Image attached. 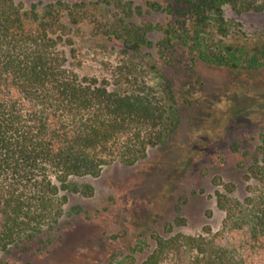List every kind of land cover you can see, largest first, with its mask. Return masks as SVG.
Returning <instances> with one entry per match:
<instances>
[{
    "label": "trees",
    "instance_id": "obj_1",
    "mask_svg": "<svg viewBox=\"0 0 264 264\" xmlns=\"http://www.w3.org/2000/svg\"><path fill=\"white\" fill-rule=\"evenodd\" d=\"M236 14L263 13L264 0H163L154 11L174 17L157 42L158 55L174 65L175 53L184 48L183 60L233 70L264 68V47L218 45L200 35L210 26L222 36L228 22L223 6ZM79 4L61 1L41 12H29L12 0H0V254L20 244L31 231L56 224L66 197L77 192L71 177H97L117 161L133 166L146 159L150 148L164 145L175 133L181 112L201 103L202 95L186 86L178 89L167 80L160 93L146 83L118 90L107 80L80 76L60 45L76 58L68 23L79 24ZM138 27L106 30L109 39L139 50L152 46L138 36ZM146 33V31H144ZM264 33V32H263ZM241 152L245 170L242 199L226 183L216 192L217 207L224 211L221 227L191 236L170 230L153 231L129 249L120 264H164L179 246L182 264H264V130L254 150L233 142ZM249 160V163H246Z\"/></svg>",
    "mask_w": 264,
    "mask_h": 264
},
{
    "label": "rangeland",
    "instance_id": "obj_2",
    "mask_svg": "<svg viewBox=\"0 0 264 264\" xmlns=\"http://www.w3.org/2000/svg\"><path fill=\"white\" fill-rule=\"evenodd\" d=\"M29 12L33 5L42 11L47 5L79 4V24L68 23L76 58L60 45L70 67L80 76L107 80L118 90L146 83L160 93L167 80L175 88L193 87L201 103L181 112L180 123L162 146L150 148L146 159L133 166L117 161L97 177H71L77 192H60L66 197L62 216L53 225L30 232L20 244L0 254V264H120L129 249L142 243L153 231L170 230L197 236L217 231L225 216L217 207L216 192L233 183V195L244 198L246 179L238 163L241 152L233 142L255 149L264 130V68L226 69L204 63L185 62L184 48L175 53L174 65L159 58L157 42L174 17L154 11L152 3L163 0H12ZM226 35L210 26L201 36L218 45H240L245 49L264 47V14H236L227 6ZM137 26L138 36L152 41L136 50L123 51L118 38L104 32ZM160 26L162 29H156ZM146 31V33H144ZM246 160V163H249ZM144 255L139 257L140 264ZM177 246L164 264H182Z\"/></svg>",
    "mask_w": 264,
    "mask_h": 264
}]
</instances>
